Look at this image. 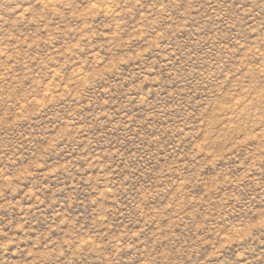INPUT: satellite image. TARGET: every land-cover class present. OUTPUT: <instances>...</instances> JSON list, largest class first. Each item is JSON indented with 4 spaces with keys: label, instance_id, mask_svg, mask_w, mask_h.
I'll list each match as a JSON object with an SVG mask.
<instances>
[{
    "label": "rangeland",
    "instance_id": "obj_1",
    "mask_svg": "<svg viewBox=\"0 0 264 264\" xmlns=\"http://www.w3.org/2000/svg\"><path fill=\"white\" fill-rule=\"evenodd\" d=\"M0 264H264V0H0Z\"/></svg>",
    "mask_w": 264,
    "mask_h": 264
}]
</instances>
